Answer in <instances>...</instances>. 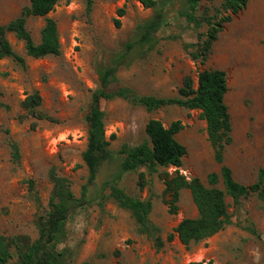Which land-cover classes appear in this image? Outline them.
Returning a JSON list of instances; mask_svg holds the SVG:
<instances>
[{"label":"rangeland","instance_id":"1","mask_svg":"<svg viewBox=\"0 0 264 264\" xmlns=\"http://www.w3.org/2000/svg\"><path fill=\"white\" fill-rule=\"evenodd\" d=\"M30 0H0V24L20 15ZM183 1L168 6L169 23L159 33L161 41L146 58L119 71L122 85L141 94L175 96L187 75L198 86L201 70L221 68L227 72L226 96L233 124V142L226 149V163L241 183L257 181L264 168V0H249L233 16L215 42L208 59L195 60L185 43L196 42V29L180 15ZM220 7V1L203 0L199 13ZM124 8L121 16L119 9ZM153 7L139 0H59L49 14L59 28L61 54L41 58L28 56L24 41L10 33L15 50L25 56L20 64L13 58L0 59V98L9 108H0V234L38 236L36 219L47 207L53 182L49 172L56 167L68 176L77 196L86 183L89 170L83 160L87 148L92 94L100 86L98 66L128 41L137 25L154 15ZM121 20V26L116 20ZM27 25L36 42L41 41L45 17L30 16ZM39 92L41 110L51 119H38L22 102ZM106 112V135L111 148L137 145L146 137V124L152 117L166 126L180 119L184 128L177 139L187 147L180 167H160L141 186L139 172L124 177L122 186L141 199L152 198L151 219L168 235L186 217L198 216L191 191L182 190L180 209L173 214L165 202L163 172L179 170L188 179L200 177L208 185V175L220 170L208 138L201 110L170 106L148 111L123 98L102 100ZM10 140L18 142L21 158L15 162ZM141 169L140 171H143ZM33 184V187H31ZM39 197L40 201L36 199ZM233 222L216 234L189 246L178 237L166 241L162 249L140 234L131 212L112 199L104 209L94 204L74 215L68 223L66 246L73 251L71 264H188L213 260L215 264H264V201L257 193L242 198L240 207L227 197ZM255 228L258 236L252 229ZM15 264V258L10 262Z\"/></svg>","mask_w":264,"mask_h":264},{"label":"trees","instance_id":"2","mask_svg":"<svg viewBox=\"0 0 264 264\" xmlns=\"http://www.w3.org/2000/svg\"><path fill=\"white\" fill-rule=\"evenodd\" d=\"M58 1L30 0V4L23 8L19 16L8 23L0 24V59L10 57L20 64L25 63V56L15 50L9 39L10 33L24 41L28 56L41 58L60 55L58 23L49 16ZM139 1L145 7H153L154 15L139 23L132 37L120 49L112 52L106 62L98 66L100 86L92 94L90 111L86 116L89 133L83 160L89 175L82 186L81 196L75 194L70 178L61 175L55 166L52 167L49 176L53 182V190L47 207L35 221L37 238L32 240L28 235L0 234V264H10L14 258L15 264H71L73 251L65 245L68 240L69 221L78 212L94 204L104 209L109 199L131 212L138 232L150 238L157 249H162L166 241H172L175 237L186 246L198 243L231 224L233 219L228 210V196L233 198L237 207H240L242 198L251 193H257L264 201V168H260L256 182L244 184L236 180L233 169L226 163V149L233 142V124L226 101L229 86L224 69L201 70L197 87L195 78L187 75L175 96L141 94L134 88L121 84L119 71L146 58L158 47L161 41L159 33L169 23L168 6L175 0ZM182 1L184 5L180 15L196 29L207 26L204 32L198 34L196 42L185 43L190 55L204 63L225 25L247 6L249 0H219L220 7H207L201 13L199 10L203 0ZM87 3L90 12L93 0H87ZM119 14L123 16L125 9L120 8ZM30 16L45 17L40 42L34 40L28 28L27 20ZM116 25L121 26L120 19L116 20ZM118 97L133 105L143 106L151 112L170 106L199 109L202 118L206 120L208 138L220 170L208 175V185L200 177L188 179L179 170L160 174L165 183L163 196L171 213L179 211L182 190L185 188L191 191L198 209V216L184 218L168 235L167 240L162 236L161 227L151 219L153 199H141L129 194L122 186V181L127 174L139 172V183L143 186L147 182V176L159 172L160 167L182 166L188 150L177 139V134L182 131L184 124L178 119L166 126L161 119L152 117L146 124V137L139 144H124L120 149L114 150L111 148V139L116 135L112 134L110 139L106 135V112L101 103L102 100ZM41 105L42 97L37 91L22 102L23 108L33 117L50 120L51 117L41 110ZM1 107L9 108V105L0 98ZM10 146L13 159L19 162L21 151L18 142L10 140ZM36 199L40 201L38 196ZM252 231L260 236L255 228ZM188 264L215 263L213 260H202Z\"/></svg>","mask_w":264,"mask_h":264}]
</instances>
